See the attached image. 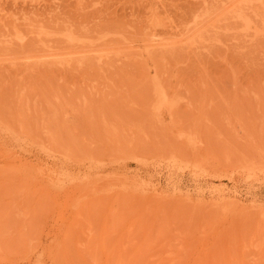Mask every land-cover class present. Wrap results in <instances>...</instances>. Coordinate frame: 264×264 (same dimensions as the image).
Instances as JSON below:
<instances>
[{
  "label": "rangeland",
  "instance_id": "obj_1",
  "mask_svg": "<svg viewBox=\"0 0 264 264\" xmlns=\"http://www.w3.org/2000/svg\"><path fill=\"white\" fill-rule=\"evenodd\" d=\"M257 1L0 0V264H264Z\"/></svg>",
  "mask_w": 264,
  "mask_h": 264
},
{
  "label": "bare ground",
  "instance_id": "obj_2",
  "mask_svg": "<svg viewBox=\"0 0 264 264\" xmlns=\"http://www.w3.org/2000/svg\"><path fill=\"white\" fill-rule=\"evenodd\" d=\"M247 1H249V0H247ZM252 1V0H251ZM254 1V0H253ZM259 1V0H258ZM257 1V2H258ZM256 2V1H255ZM251 4V3H250ZM247 5V4H246ZM245 5V6H246ZM237 5H235V7H236ZM242 6V5H241ZM240 6V7H241ZM240 7L238 8V6H237V8L238 9H240ZM228 10H231L232 11V8H234V3H230V5H228ZM244 10V9H243ZM4 11V10H3ZM242 11V10H241ZM240 11V12H241ZM232 13V12H231ZM242 14V13H241ZM17 14H10L8 17L12 20V18H14L15 16H16ZM153 15V14H152ZM152 18L154 19V16H152ZM239 18V17H238ZM236 19V18H235ZM152 20V19H151ZM242 20V19H241ZM238 21V20H237ZM155 35H153L152 34V36H151V40H148L147 41V44H146V50H144V53H143V55L145 54V55H147V56H149L151 53H153V51L155 50V49H158V48H168V47H171V46H169V45H172V43H167V42H162V41H156V39H157V36H156V34L157 33H154ZM251 35V34H250ZM249 36V35H248ZM248 38V37H247ZM249 38H250V36H249ZM253 38V37H252ZM161 39V38H160ZM162 40V39H161ZM249 40H251V39H249ZM164 41V40H163ZM175 44V43H174ZM173 46V45H172ZM176 46V45H175ZM159 50V49H158ZM157 50V51H158ZM162 50V49H161ZM156 52V51H155ZM140 56H142L141 54H140ZM139 57V56H138ZM48 59V58H47ZM43 60V59H42ZM164 95V94H163ZM165 97V96H164ZM163 104H165V101L163 102ZM163 104H161V105H159V106H162ZM219 195H221V194H219ZM223 196V195H222Z\"/></svg>",
  "mask_w": 264,
  "mask_h": 264
}]
</instances>
